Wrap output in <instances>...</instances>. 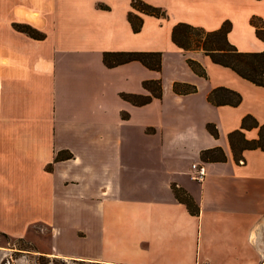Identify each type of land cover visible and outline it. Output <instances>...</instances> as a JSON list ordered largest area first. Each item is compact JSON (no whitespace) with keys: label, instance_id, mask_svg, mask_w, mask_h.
Returning a JSON list of instances; mask_svg holds the SVG:
<instances>
[{"label":"crops","instance_id":"0c3cea01","mask_svg":"<svg viewBox=\"0 0 264 264\" xmlns=\"http://www.w3.org/2000/svg\"><path fill=\"white\" fill-rule=\"evenodd\" d=\"M142 1L168 18L139 14L134 33L132 0H0V233L41 257L98 264H264V151L237 161L229 140L246 116L264 126V87L172 41L178 24L214 32L229 22L233 46L264 52L250 23H264V0ZM131 52L161 53V71L104 63L105 54ZM146 82L161 83V98ZM222 87L241 105L211 104ZM122 95L152 100L137 106ZM244 135L259 138L256 129ZM215 149L226 160L204 162ZM60 152L73 158L56 161ZM193 165L206 167L203 181Z\"/></svg>","mask_w":264,"mask_h":264},{"label":"trees","instance_id":"16d2710c","mask_svg":"<svg viewBox=\"0 0 264 264\" xmlns=\"http://www.w3.org/2000/svg\"><path fill=\"white\" fill-rule=\"evenodd\" d=\"M262 1V0H256ZM106 8V7H103ZM133 11L129 13L128 19L134 33L141 32L143 28V18L139 15H146L160 19H167V13L162 8L149 5L142 0H132ZM251 24L256 29L258 39L264 41V24L259 18H253ZM15 29L36 40H44L45 35L38 32L29 25H15ZM231 23H225L223 27L214 32H207L203 28L195 27L189 24H178L172 32L173 43L184 52L198 51L203 52L210 57L213 63L231 69L244 80L251 82L258 87H264V52L247 53L240 52L233 46L228 35L231 32ZM130 62H140L146 68L153 71H161L162 54L161 53H108L105 54L104 63L109 68H114ZM191 69L199 76L207 78L205 69L193 60L188 61ZM145 89L149 90L153 97L161 98L162 88L159 82H146ZM183 86L176 84L174 90L177 93L183 92ZM195 87H185L184 93H195ZM122 98L134 105L143 106L151 102L152 97H141L136 95H122ZM209 102L215 106H232L238 107L241 105L242 96L228 88H217L213 90L208 98ZM258 130L259 138L255 141H249L245 138L244 131ZM208 130L215 137L218 132L214 126L209 125ZM231 147L237 161L242 152L247 150H262L264 151V126L253 116H246L242 121V129L232 133L229 136ZM73 155L66 152H60L56 161L72 159ZM201 158L204 162H223L225 155L221 149H215L203 152ZM177 200L186 205L189 213L192 216H199L200 208L195 201L183 190L173 188ZM47 263L66 264L67 260L41 257ZM52 259V260H51ZM51 260V261H50ZM77 262V261H73ZM84 263V262H81Z\"/></svg>","mask_w":264,"mask_h":264},{"label":"rangeland","instance_id":"374dc122","mask_svg":"<svg viewBox=\"0 0 264 264\" xmlns=\"http://www.w3.org/2000/svg\"><path fill=\"white\" fill-rule=\"evenodd\" d=\"M259 19L263 22L261 18ZM73 261L74 260H67L66 264H98V263H91L84 261H77V262H73ZM0 264H56V263L53 262L47 263V261L41 259V256L35 255L34 252H32L31 246L26 241L13 239L7 235L0 233Z\"/></svg>","mask_w":264,"mask_h":264},{"label":"built area","instance_id":"2783aa9c","mask_svg":"<svg viewBox=\"0 0 264 264\" xmlns=\"http://www.w3.org/2000/svg\"><path fill=\"white\" fill-rule=\"evenodd\" d=\"M192 171V178L197 181H203L207 175V169L205 166L193 165Z\"/></svg>","mask_w":264,"mask_h":264}]
</instances>
